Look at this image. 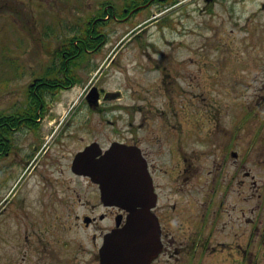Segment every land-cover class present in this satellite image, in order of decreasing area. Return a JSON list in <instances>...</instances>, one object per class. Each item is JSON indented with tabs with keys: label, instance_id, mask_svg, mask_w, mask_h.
Wrapping results in <instances>:
<instances>
[{
	"label": "flooded vegetation",
	"instance_id": "1",
	"mask_svg": "<svg viewBox=\"0 0 264 264\" xmlns=\"http://www.w3.org/2000/svg\"><path fill=\"white\" fill-rule=\"evenodd\" d=\"M155 1L147 0L138 5H150ZM221 1L192 0L190 5L197 14L203 15L213 12ZM228 1L224 14L233 23L236 24L237 14L252 13L246 0L245 3ZM260 6L264 10V2ZM131 15L132 10L126 17ZM143 24H138L140 31L145 28ZM106 44L90 41L68 47L63 54L67 58L60 73L66 78V74L90 78L93 56L107 48ZM223 44L215 42L216 49L219 48L216 59L207 61L199 60V49L192 43L162 42L160 45L167 47L164 49L157 47V43L136 42V52L124 63L115 61L121 49L111 46L115 56L110 59V53L107 60L110 59L119 76L110 74L106 83L92 84L89 90L76 97L68 117L52 122L45 132L39 124L42 117L53 110L52 100L43 104L42 88L36 82L32 91L28 88V93L32 94L30 100L35 99L32 106L37 111L35 121L39 137L33 147L34 153L44 142L45 145L42 154L25 158L23 166L28 168L34 164L31 175L25 179L35 178L33 186L38 193L34 202L40 207V214L44 215L47 206L51 210L46 228L45 222L39 219H33L30 229L23 226L22 221L29 213L27 207L17 204L18 199L13 202L27 184L21 186L7 208L9 251L31 252L37 256L39 264H59L60 237L56 228L62 220L67 232L84 230L92 244L91 260L87 264H98L97 252L104 235L114 230L118 223L119 226L124 223L126 212L102 204L98 196L100 215L90 218V210L78 215L73 209L71 218L61 219L54 214L57 206L65 204L66 212L75 204L85 205L91 201L87 193L82 195L78 189L70 188L69 182L64 183L68 195L65 189L63 195L59 177L54 174L65 173L81 182L84 191L97 192L87 176L71 171L72 160L89 147L92 152L88 158L97 160L110 145L118 143L138 148L152 180L155 194L152 211L159 223L160 243L158 255L149 264H264V57L236 58L233 63L226 64L221 58ZM251 46L246 45L245 49ZM169 49L176 51L178 57ZM150 53L155 56L150 58ZM142 55L148 58L145 60ZM132 60L136 64H132ZM142 61L147 62L143 64ZM198 61L203 65H194L193 62ZM128 64L133 66L132 75ZM213 70V74L208 73ZM255 71L260 87L239 103L236 99L252 88L249 84L252 77L255 78ZM151 73H156L158 79L146 84L138 81L139 76L149 78ZM201 75L207 77L201 81ZM110 79L115 80L113 88L107 86ZM209 79L212 83L218 79V82L228 83L225 85L228 100L213 99L214 104L209 105L208 93H203L208 86L203 82ZM57 85L67 87L62 82ZM50 94L53 93L50 91ZM73 143L76 149L68 153L65 160L68 163H61ZM21 228L27 247H22L18 240L16 245L11 243ZM45 231H51L49 240H44ZM13 262L11 257L9 264Z\"/></svg>",
	"mask_w": 264,
	"mask_h": 264
},
{
	"label": "rangeland",
	"instance_id": "2",
	"mask_svg": "<svg viewBox=\"0 0 264 264\" xmlns=\"http://www.w3.org/2000/svg\"><path fill=\"white\" fill-rule=\"evenodd\" d=\"M24 3L28 6V2L33 1L39 11L34 12H28L27 13V21L31 24H36V27H33L31 34L32 36H28L26 33V30H21L19 24L16 22V18L13 14L10 12L12 9L10 7H7L6 12L0 13V113H6L11 111L13 106H19L20 103L24 102L26 99V85L31 82V78L38 75V78L43 77L45 74L44 67L49 61H46L45 57L50 58L52 60V68L50 69V73L48 76H58V78L62 77L61 72V65H57V61L55 56L52 55V58L48 56L47 53L50 52V48L53 46H50V43L53 42L54 44V51L58 49L60 46H68L67 44H61V43H67V40H70L71 37L74 35L80 34L78 31H80L84 26L85 22L88 18L93 17L96 13L99 14L101 11L102 3L108 2L109 4L106 5L108 8V11L116 10L117 16L118 14L121 15L122 8L121 5L126 0H23ZM38 1V3H37ZM243 3H245V0H241ZM261 3L264 2V0H260ZM227 0H225V3ZM229 3V1H228ZM201 6V2L199 3ZM246 5H250L252 11L259 10L260 14L251 13V17L247 20L248 24L244 26L243 22H239L238 24H233L229 26L231 21L226 17L224 14V6L219 5L214 8L215 11L213 15L211 16L212 23L209 25L207 22L210 19V16H206L205 14L199 15L196 11L193 10V6H190L188 8V14L190 15L187 17V13L182 16L181 13L179 14H173L170 19L165 21L163 24V28L160 29V22H155L149 25V27L145 30H143L141 33L135 35L132 37L129 42L125 45V49H122L121 54H117L115 61L119 60L120 63H124L127 59H131L133 57V54L136 52L134 46H136V42H152L157 43V47L167 49L166 46H161L160 43L162 42H177V40H183L184 42L192 43L195 48H198L197 50L198 54H201L198 56L199 60H207V61H213L215 58V55L217 54L218 49H216L215 42H221L224 43L220 46L223 53L221 54V58L224 60V63H233L236 58H246L250 57L247 53L249 52L251 54V57L260 59L264 57V10L256 9L254 5H252V0H246ZM104 6V5H103ZM30 9L34 10L35 6L30 4ZM28 7V8H29ZM112 7V8H111ZM121 8V9H120ZM157 10V6H153L150 13L155 12ZM41 11V12H40ZM44 13V16H42L41 13ZM30 13V14H29ZM143 13L141 11H136V16H142ZM136 16H132L131 18L124 19V16L119 18V21H116V19L111 20L110 18L102 20L104 22H107L108 31H104L105 34V41L106 47L104 48L100 54L95 55L94 59H92L91 63L92 65L89 68V71L92 73L90 78L85 75H77L78 77V85L76 87L81 88L82 90L84 87L86 88V91L90 89V86L92 84L99 85V83H106V80L109 75L112 74L114 76H119L118 71L113 67L112 65L106 64V58L111 53V46H118L123 38V36L126 35V33L129 31V29H136V24L139 23V20L136 18ZM148 16V15H147ZM146 16V17H147ZM105 17V16H104ZM110 17V16H109ZM145 17V18H146ZM143 18V19H145ZM186 28L182 33H178L175 31L182 30L184 27V24H186ZM202 24V27L200 24ZM158 24V25H156ZM99 26V22L96 23V27ZM228 26L227 29V35L224 32L225 28ZM134 27V28H133ZM101 26H99V30ZM48 30L51 31V34L47 35V37H43L42 31ZM136 31V30H135ZM174 31V33H173ZM138 32V31H137ZM136 32V33H137ZM216 32H219L218 34H215ZM48 38V39H45ZM129 38H126L124 42L128 41ZM78 40V39H77ZM205 43V48H204ZM60 44V45H59ZM252 44L251 48L245 49L246 45ZM59 45V46H57ZM134 45V46H132ZM39 46V47H38ZM143 48H145V44L142 43L141 45ZM38 47V51H37ZM46 48V52H42V48ZM111 47L110 49H108ZM169 48L175 47V45L170 46ZM183 50V49H182ZM169 52L174 55V57H178L177 52L174 50L169 49ZM114 55V52L111 53ZM44 55V56H43ZM119 55V57H118ZM152 53H150V58L154 57ZM180 57V56H179ZM142 58L146 60L148 56L142 55ZM147 62V61H146ZM145 62V63H146ZM103 63L106 64L107 70L102 73V75L98 74L97 77L93 79V76H95L98 72V69ZM145 64L143 61L141 62ZM196 66H202V61L193 62ZM132 64H136V61L132 60ZM22 66V67H21ZM99 66V67H98ZM129 68V74L132 75L133 73V66L127 65ZM126 66V67H127ZM43 67V68H42ZM229 67V66H228ZM193 69V66L190 67ZM80 73V72H79ZM208 73L213 74V71H209ZM150 75L149 78H145L144 76H139L138 81L142 84H146L149 81H153L158 79V76L156 73L148 74ZM257 75V72L255 71L254 77ZM107 77V78H106ZM207 76L201 75L200 80L202 81ZM89 78V79H88ZM114 79H110V81L107 83L108 87L110 86L113 88L114 85ZM212 83L209 80L204 81L206 88L203 91V93H208L209 105L214 104L213 99L219 102H223L225 100H228L227 96L228 93L225 90V85L228 83L218 82ZM211 87L210 85H213ZM252 85V88H248V90L245 91L242 98H237L236 101L239 103L243 100V98H246L250 92L254 89H259L260 87V79L258 77L253 78L250 80V84ZM72 90H68L67 92L59 90V94L56 93L52 95V97H47V100H52L51 102L53 110L46 113L44 117H42L40 124L44 125V132L49 127V122H59L63 118V114L67 113L68 111V103L71 100L72 96L69 95ZM74 91H77L74 89ZM60 95V99L57 100V96ZM81 95V94H80ZM61 103H60V102ZM67 103V104H66ZM59 104H63V108L60 109ZM240 105V104H239ZM237 105V106H239ZM67 115V114H66ZM39 124V125H40ZM32 130L28 129H22V130H15L11 131L6 137L9 139V151L6 157H3L0 159V171L6 172L2 175V178H0V184L5 183L7 180L10 179V177L13 176V181L10 183V185L5 188L4 190L0 191V208H2L0 213V227L5 225L6 219L8 220V205L5 206L4 198L8 197V194L11 192L12 186L15 184L16 180H23L22 183L19 184L20 186H23L25 183L27 184L26 188L19 192L18 195L14 198L13 202H15L18 199L17 204H23L27 208L26 210L29 212L28 216L24 217V220L22 221L23 226H26L27 229H30L31 223L34 222L33 219H39V222H45L44 228L47 227L49 222L47 220L49 219V210L51 208L49 206L46 207L44 211V215L40 214V210H38L40 207L34 202L35 196L38 193V189L33 186L35 182V178H28L27 180L25 177L28 175H31V169L32 166L26 168V166H23V162L25 158L29 155H34V149L33 144L36 143L39 133L37 131L29 132ZM46 135V134H44ZM32 145V146H31ZM40 147V145H38ZM76 149V143L70 144L67 153L64 155V158L61 160V163L64 162V164H67L65 160L68 157V153L72 149ZM41 149H37V152H39ZM43 152V150H41ZM58 155H61V152L57 153ZM27 159V158H26ZM38 168V167H37ZM35 168V169H37ZM33 170V169H32ZM24 175L22 178L21 176ZM56 177H59L60 180V190L63 195H68V188L67 185H64V183L69 182L70 188L74 187L79 190V192L84 195L87 193L90 197L89 200L91 202H86L85 205H76L72 208H68V210L65 212V204L60 206L59 203H57V208H55L54 214L59 216L60 218H64L65 220L67 218H71V211L75 209V212L78 213V215H82L83 213L91 211V217L100 215V208L98 206V195L97 192L94 190L88 189L84 191L82 187V183L75 181L71 179L67 174L63 173L61 176L55 172L54 174ZM29 177V176H28ZM17 180V181H18ZM26 180V181H25ZM19 184L16 186V188L11 192L9 195H15L17 192V189L19 187ZM63 189H65V193L63 192ZM78 195V194H77ZM62 196V195H61ZM8 197V198H9ZM7 198V199H8ZM62 200L63 198H59ZM3 202V203H2ZM16 204V205H17ZM15 205V206H16ZM95 205V206H94ZM14 206V207H15ZM74 212V211H73ZM93 214V215H92ZM42 223V224H43ZM41 224V225H42ZM104 224V223H103ZM15 231V229H14ZM84 230H78L75 229L71 233L72 235L68 236L69 238H75V241L72 244V255L68 257V259L71 261V264L75 262L74 264H87L91 260V241H89L86 237V234L83 232ZM5 231L4 227H2V231H0V264H4L6 255L8 257H13L10 255L9 251V242L4 236ZM20 237V238H18ZM17 238L20 243H22V247H26V241L24 239V233L22 231L15 233L13 240L11 241L12 244H17ZM85 242H87V245L85 246ZM20 249H17V252ZM63 252H65V248H63ZM18 256V261L13 262L12 264H17L20 261H28L27 254H30V252L24 253L23 250H20ZM24 258V259H23ZM22 264V263H19Z\"/></svg>",
	"mask_w": 264,
	"mask_h": 264
},
{
	"label": "water",
	"instance_id": "3",
	"mask_svg": "<svg viewBox=\"0 0 264 264\" xmlns=\"http://www.w3.org/2000/svg\"><path fill=\"white\" fill-rule=\"evenodd\" d=\"M86 167L99 185L101 201L129 211L125 225L107 235L102 264H148L158 250V231L149 211L152 185L140 154L116 145Z\"/></svg>",
	"mask_w": 264,
	"mask_h": 264
},
{
	"label": "trees",
	"instance_id": "4",
	"mask_svg": "<svg viewBox=\"0 0 264 264\" xmlns=\"http://www.w3.org/2000/svg\"><path fill=\"white\" fill-rule=\"evenodd\" d=\"M80 34L76 35L74 39H80L82 41H89L88 35H85L84 31H80ZM56 84V83H54ZM50 87V85H48ZM35 115L33 111H29L28 108L22 110L14 111L11 114L6 115L5 113H0V152L6 151L9 148V140L7 135L11 130H15L21 127V124H28L31 120L30 116ZM34 117V116H33ZM26 127V126H22Z\"/></svg>",
	"mask_w": 264,
	"mask_h": 264
}]
</instances>
